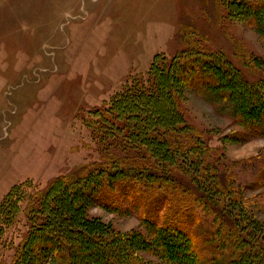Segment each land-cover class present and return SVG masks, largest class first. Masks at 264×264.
<instances>
[{
	"label": "rangeland",
	"instance_id": "1",
	"mask_svg": "<svg viewBox=\"0 0 264 264\" xmlns=\"http://www.w3.org/2000/svg\"><path fill=\"white\" fill-rule=\"evenodd\" d=\"M229 14L217 0H0V209L14 186H31L2 237L0 264H13L36 194L57 177L110 155L140 161L129 139L107 138L88 120L128 84L144 85L157 56L170 62L192 38L224 52L248 79L264 76V39ZM179 94L186 123L212 147L208 161L243 190L241 208L264 240V138L242 137L241 125L196 91L180 85ZM88 215L117 234L150 237L135 213L92 206ZM145 247V264H163ZM203 255L201 264L228 262Z\"/></svg>",
	"mask_w": 264,
	"mask_h": 264
},
{
	"label": "trees",
	"instance_id": "2",
	"mask_svg": "<svg viewBox=\"0 0 264 264\" xmlns=\"http://www.w3.org/2000/svg\"><path fill=\"white\" fill-rule=\"evenodd\" d=\"M218 2L264 39V0ZM142 81L128 84L88 120L107 138L129 139L140 161L110 155L105 163L57 177L36 194L28 214L31 230L13 264H145L138 256L145 246L163 264H201L209 251L227 257V264H264L257 220L241 208L243 190L222 179L207 159L212 147L179 110L183 85L234 118L242 137L264 138V76L248 79L224 52L189 38L170 62L157 56ZM29 189L14 186L4 200L0 245L10 221L24 210ZM92 206L137 214L150 237L113 232L89 217Z\"/></svg>",
	"mask_w": 264,
	"mask_h": 264
}]
</instances>
